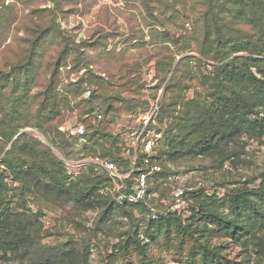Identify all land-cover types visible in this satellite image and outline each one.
Returning <instances> with one entry per match:
<instances>
[{"label":"rangeland","instance_id":"1","mask_svg":"<svg viewBox=\"0 0 264 264\" xmlns=\"http://www.w3.org/2000/svg\"><path fill=\"white\" fill-rule=\"evenodd\" d=\"M5 84L0 104L41 145L21 152L20 140L9 156L35 161L24 183L0 162V218L11 223L0 237L19 226L27 238L0 249V264H264V0H0ZM54 93L67 102L39 114ZM161 94L163 178L185 189L191 220L120 208L108 181L85 172L67 183L60 161L68 187L51 190L50 157L83 150L75 123L95 133L90 152L108 153ZM10 114L1 108L0 131ZM50 124L67 146L48 142ZM165 181L153 185L161 210L175 202Z\"/></svg>","mask_w":264,"mask_h":264},{"label":"built area","instance_id":"2","mask_svg":"<svg viewBox=\"0 0 264 264\" xmlns=\"http://www.w3.org/2000/svg\"><path fill=\"white\" fill-rule=\"evenodd\" d=\"M162 94L157 96L142 110L136 124L130 127L120 142V163L115 158L105 157L93 152H81L75 157H63L68 179H75L84 171L90 170L96 176L108 178L110 191L119 205L143 202L151 218L156 219L171 212H183L186 207L185 189L165 181V168L160 160V146L165 143V132L159 123ZM97 119H102L99 107L94 109ZM87 131L84 123H75L73 134L84 142L83 134ZM81 143V142H80ZM81 145V144H80ZM170 179L176 177L171 173ZM158 178L170 187V198L175 200L168 208L159 209L152 201L157 194L153 191L154 180ZM158 182V183H162ZM183 207V208H182Z\"/></svg>","mask_w":264,"mask_h":264},{"label":"trees","instance_id":"3","mask_svg":"<svg viewBox=\"0 0 264 264\" xmlns=\"http://www.w3.org/2000/svg\"><path fill=\"white\" fill-rule=\"evenodd\" d=\"M191 55H193V54L191 53ZM251 58H253V60H259L258 57H251ZM189 59L191 60V58H189ZM192 60L195 61L196 60V57L194 56L192 58ZM37 68H38V66H37ZM94 77H95V75L93 73H90L89 74V80H91ZM5 85L2 86L3 88L2 87L0 88L2 92L6 91L8 89L7 84H5ZM2 92H0V96L3 95ZM58 96H59V94H57V93H54L53 95L51 94V96H48L47 94L44 95L43 101H42V103H40V108L38 110L39 114L43 113L44 112L43 109H45V108H48L49 110H51V109L57 108L59 105H61V102L62 101H64L65 103L67 102V99L66 100H63V99L60 100V98ZM162 100H163V97H162ZM162 100H161V108H162ZM0 106L2 108V111H4V112L7 111V110H10V113H11L10 114L11 115L10 116V119L12 120L11 123L5 124L1 128L0 135L2 136V139L4 141H6V144L5 143L4 144L3 143H0V153H2L5 150V148L7 147V144L10 143L11 140L16 136L15 140L13 141V143L11 145V149L8 150L5 153V155H3V157L0 160V162L2 164L6 165L7 168H9V169L12 170V172H13L16 180H19L20 182H23L24 183L26 181L27 176L31 172H33L32 169H34L35 161L32 160L30 157H27V158L25 157V158H19L16 163H12L11 162V159L9 158V156L14 152V150L16 149V146L20 142V140H25V139L28 140L27 145L25 147H23V150H21V152L26 151V149L33 150L34 145L35 144L36 145H41V142L39 140H37L36 138L30 136L26 132L21 131V128L24 127V124L19 120V116H18L19 110L16 107H13V106L8 105V104H2V103L0 104ZM1 108H0V111H1ZM100 110H101V108H100ZM160 112H161V109H160ZM101 114H102V110H101ZM93 116H94V118L96 119V121L98 123H100L102 121V119H103V114H102V119L101 120L97 119V117H96L95 114H93ZM37 126L42 127V125H40V124H38ZM49 132L50 133H53V138H47V140H48V142L50 144L57 145V143H60V145L67 146V144H66L63 136L59 132H57V127H55V126L53 127L50 124L48 126V128H47V133H49ZM89 135L90 134H89V131L87 129V131L82 136L84 138V140H85L84 142L81 140V138H78L75 135L77 144L78 145L81 144L80 146L83 149L81 152H90L87 148H88L89 142L91 140L95 139L94 138L95 133L91 134L90 139H89ZM121 140H122V138H121ZM121 140H119V142L116 144L114 150L109 151L108 153L106 152V153H102V154H100V153H96V154H100V155H103L105 157L115 158V160L120 163L121 161H120V157L118 155V152L120 151V142H121ZM48 151H50V150L48 149ZM50 153H51V151H50ZM93 153H95V152H93ZM59 154L62 155L63 157H70L69 155L63 154V153H60V152H59ZM160 160H161V158H160ZM59 161L64 166L63 161L59 157V155H57L56 157L52 156V158L50 157V164H47L46 167H44V170H45L44 177L50 179V183H51L50 184L51 185L50 188H51L52 191H56V192H59L62 189H64V188L66 189L68 187L63 182V180L60 178V176L57 174V172L55 170V168L57 167V165H59V163H58ZM19 164H20V167H18ZM42 164H44V163H42ZM28 167H29V170H27V172L30 171L29 173L22 172L23 171V170H21L22 168L28 169ZM85 172L88 173V174H90V175H92L95 178L108 181L109 184H110V181H109L108 178L96 176L90 170L84 171L82 174H84ZM65 173H66V170H65ZM81 175H79L78 177H80ZM65 176H66L65 181L67 183L70 182V181H72V180H74V179L69 180L68 179V176H67V173H66ZM0 177H3V175L0 174ZM78 177H76V178H78ZM2 193H4V191L0 190V194H2ZM110 195H111L114 203L118 207H120V208L135 207V206H141L145 210L147 208V206L145 204H143V202L138 203V204L119 205V204H117L115 202V200H114L113 195H112L111 192H110ZM186 196H187V193H186L185 197ZM147 210H148V208H147ZM197 211H198L197 214H199L200 213V208H197ZM177 213H178V216L180 217V219L184 223L187 222L188 220H191V218L194 217V214H193L191 217L190 216L189 217L186 216V219H185V216L182 215L181 213H179V212H171V213H168L166 215H162L159 218L153 219V218H151V216L149 214V210H148V214H149L150 218L152 219V221H154V222L160 221V220H162L164 218H168V217L171 216V214L172 215H176ZM9 224H11V223H10V218L8 216H5L4 218H0V228H4V226L9 225ZM26 240H27V238L25 236L24 228H20L19 229V226H18L17 229L12 230L6 236L0 237V249H4L5 251H6V248H11L13 250H18L20 248V246H22L23 244H25ZM0 252H1V250H0Z\"/></svg>","mask_w":264,"mask_h":264}]
</instances>
